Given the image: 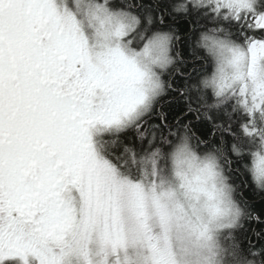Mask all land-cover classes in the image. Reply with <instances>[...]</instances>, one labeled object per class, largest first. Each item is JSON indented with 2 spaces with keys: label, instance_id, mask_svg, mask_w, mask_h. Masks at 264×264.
Instances as JSON below:
<instances>
[{
  "label": "snow or ice",
  "instance_id": "6c2138e0",
  "mask_svg": "<svg viewBox=\"0 0 264 264\" xmlns=\"http://www.w3.org/2000/svg\"><path fill=\"white\" fill-rule=\"evenodd\" d=\"M0 264H264V0H0Z\"/></svg>",
  "mask_w": 264,
  "mask_h": 264
}]
</instances>
